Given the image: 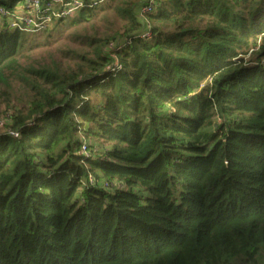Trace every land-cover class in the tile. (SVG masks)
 I'll return each mask as SVG.
<instances>
[{
  "label": "trees",
  "instance_id": "obj_1",
  "mask_svg": "<svg viewBox=\"0 0 264 264\" xmlns=\"http://www.w3.org/2000/svg\"><path fill=\"white\" fill-rule=\"evenodd\" d=\"M82 1L0 27V264H264V0Z\"/></svg>",
  "mask_w": 264,
  "mask_h": 264
},
{
  "label": "built area",
  "instance_id": "obj_2",
  "mask_svg": "<svg viewBox=\"0 0 264 264\" xmlns=\"http://www.w3.org/2000/svg\"><path fill=\"white\" fill-rule=\"evenodd\" d=\"M103 1L105 0H101ZM155 2L156 0H149L140 9V14L150 13ZM83 7L82 0H21L11 12L0 6V19H2V25L5 21L11 30L39 34L45 31L53 21L73 17ZM149 36L150 32L146 31L140 37L149 38ZM12 135L17 137V133H12ZM79 154L89 157L86 141H82ZM90 181H93L91 177Z\"/></svg>",
  "mask_w": 264,
  "mask_h": 264
},
{
  "label": "rangeland",
  "instance_id": "obj_3",
  "mask_svg": "<svg viewBox=\"0 0 264 264\" xmlns=\"http://www.w3.org/2000/svg\"><path fill=\"white\" fill-rule=\"evenodd\" d=\"M18 3L19 1L17 4ZM98 17L100 18L101 16ZM109 20L110 22L112 21L111 17ZM1 25L2 19H0V27ZM104 25L107 24L105 22L102 23L99 20L85 23L83 25H71L68 18L65 19V22L55 20L45 31H43L45 33L41 32L39 34L28 35L31 41H36L38 46L31 51L25 52L19 60L23 64L36 65L38 63L48 62L51 58L60 59L62 53L66 49L77 48L78 44L81 43V40L93 32V26L95 29H101ZM47 36L50 37L49 41L46 38ZM2 124L5 123L3 120H0V129H2L1 127H4ZM86 142L89 145L87 139ZM94 148L98 149V146L96 147L95 145Z\"/></svg>",
  "mask_w": 264,
  "mask_h": 264
}]
</instances>
